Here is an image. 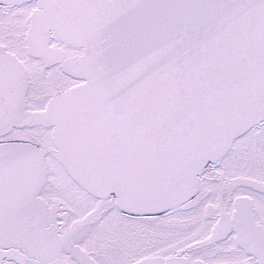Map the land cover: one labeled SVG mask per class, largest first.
I'll return each mask as SVG.
<instances>
[{"label":"snow or ice","instance_id":"6c2138e0","mask_svg":"<svg viewBox=\"0 0 264 264\" xmlns=\"http://www.w3.org/2000/svg\"><path fill=\"white\" fill-rule=\"evenodd\" d=\"M0 264H264V0H0Z\"/></svg>","mask_w":264,"mask_h":264}]
</instances>
